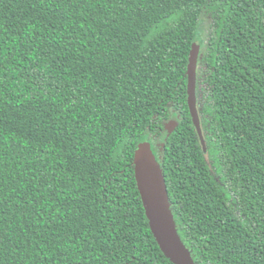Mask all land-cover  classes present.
<instances>
[{"label":"trees","instance_id":"obj_1","mask_svg":"<svg viewBox=\"0 0 264 264\" xmlns=\"http://www.w3.org/2000/svg\"><path fill=\"white\" fill-rule=\"evenodd\" d=\"M142 142L195 262L264 264V0H0V264H173L138 190Z\"/></svg>","mask_w":264,"mask_h":264},{"label":"water","instance_id":"obj_2","mask_svg":"<svg viewBox=\"0 0 264 264\" xmlns=\"http://www.w3.org/2000/svg\"><path fill=\"white\" fill-rule=\"evenodd\" d=\"M201 44L197 43L190 54L188 64V106L194 127L207 150L197 98L198 69ZM178 125L174 117L167 125L171 135ZM135 178L145 208L149 225L162 253L173 264H198L183 243L172 211L166 178L150 142H142L134 159ZM149 187L151 191L149 192Z\"/></svg>","mask_w":264,"mask_h":264},{"label":"rangeland","instance_id":"obj_3","mask_svg":"<svg viewBox=\"0 0 264 264\" xmlns=\"http://www.w3.org/2000/svg\"><path fill=\"white\" fill-rule=\"evenodd\" d=\"M212 20L207 14H204L202 17V20L200 22V31L199 34L204 39L207 38L210 28H211ZM203 51V48H201V52ZM204 72L205 70L199 65L198 69V84H197V98H198V104L200 106V103L205 100V95L208 90V86L204 82ZM172 120V119H171ZM170 120V121H171ZM170 121L167 123L169 125ZM166 133H163V136H165ZM155 141V147H161L162 140H159L160 142H157V139L155 137L153 138Z\"/></svg>","mask_w":264,"mask_h":264},{"label":"snow or ice","instance_id":"obj_4","mask_svg":"<svg viewBox=\"0 0 264 264\" xmlns=\"http://www.w3.org/2000/svg\"><path fill=\"white\" fill-rule=\"evenodd\" d=\"M151 191L150 187H149V192Z\"/></svg>","mask_w":264,"mask_h":264}]
</instances>
